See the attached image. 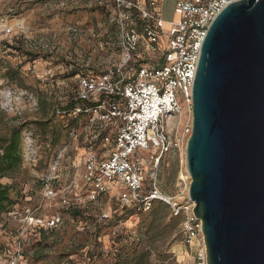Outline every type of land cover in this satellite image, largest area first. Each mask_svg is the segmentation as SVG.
<instances>
[{"label":"rangeland","instance_id":"rangeland-1","mask_svg":"<svg viewBox=\"0 0 264 264\" xmlns=\"http://www.w3.org/2000/svg\"><path fill=\"white\" fill-rule=\"evenodd\" d=\"M175 1L158 0L163 20L174 18ZM117 16L114 0H0V137H7L13 127L21 131L19 166L0 179L9 187L12 200L10 211L0 218V264H9L5 248L12 250L18 234L23 244L15 264H66L68 260L88 264L85 251L93 246L89 232L94 229L90 218L99 213L108 217L100 222L96 237L95 253L100 250L102 255L94 256L92 264H112L121 246L144 245L141 236L150 217L143 211L119 218L123 210L117 188L94 202L85 200L86 138L93 124L88 114L60 110L74 101L78 72L98 74L118 61ZM179 103L181 140L161 157L157 172L160 191L177 197L190 182L185 169L189 137L185 129L192 119L181 99ZM155 153L153 148L136 153L147 175L153 163L149 156ZM46 188L54 194L46 197ZM74 193L80 196L83 211V217L76 219L61 202ZM23 213L63 216V224L49 232L36 258L30 255L37 248L38 231L17 221ZM199 251L200 246L187 245L180 232V236L157 240L150 259L152 264H202Z\"/></svg>","mask_w":264,"mask_h":264},{"label":"built area","instance_id":"built-area-1","mask_svg":"<svg viewBox=\"0 0 264 264\" xmlns=\"http://www.w3.org/2000/svg\"><path fill=\"white\" fill-rule=\"evenodd\" d=\"M238 0H176L174 18L161 17L158 0H114L117 6L118 61L105 71L77 73L73 106L64 112L88 114L93 124L87 136L84 160V197L96 201L117 188L121 205L147 211L154 201L170 207L180 217V232L189 246H200L199 258L206 264L201 220L193 213L188 187L177 196L162 193L157 183L160 159L180 142L181 99L191 116V89L200 57L201 41L216 15ZM139 23L138 28L136 24ZM10 33V28L5 29ZM63 112V111H62ZM190 125L185 133L190 134ZM156 149L149 175L136 159L140 150ZM147 187V188H146ZM54 194L46 188L45 196ZM62 205L79 207L80 196L62 198ZM108 217L99 213L97 218ZM62 215L50 218L23 213L18 222L25 228H57ZM9 264L21 254L23 237L13 240Z\"/></svg>","mask_w":264,"mask_h":264},{"label":"water","instance_id":"water-1","mask_svg":"<svg viewBox=\"0 0 264 264\" xmlns=\"http://www.w3.org/2000/svg\"><path fill=\"white\" fill-rule=\"evenodd\" d=\"M191 100L185 169L206 264H264V0L216 15Z\"/></svg>","mask_w":264,"mask_h":264},{"label":"trees","instance_id":"trees-1","mask_svg":"<svg viewBox=\"0 0 264 264\" xmlns=\"http://www.w3.org/2000/svg\"><path fill=\"white\" fill-rule=\"evenodd\" d=\"M73 103L74 102L71 101L69 104H67L68 107H64L60 110L64 111L70 109L73 106ZM20 133L21 131L19 128L13 127L10 129V132L7 137H0V179L9 176V174L12 173V171L17 169L19 166L21 156ZM11 204L12 200L9 195V187L0 182V218L4 213H8L10 211L9 207ZM121 206L123 212L121 215L122 217L120 216L119 218H126V216H131L133 213L136 212L143 213V211L136 210L134 206ZM66 211L74 219L83 217V211L79 207H67ZM144 214L150 217L149 222L145 223V231L141 236V240L144 245H134L133 247L125 248L121 246L119 250V255L115 257L112 264H152L150 259L151 250L156 241H165L167 239H170L173 234L180 236V217L172 216L170 207L167 204L161 201H154L151 207L147 211H145ZM103 220L104 219L98 220L97 217L90 218V223L94 226V229L93 231L89 232V236L91 237L89 240H92L91 242H93V246L88 247V249L85 251V255L87 256L88 260L91 261L88 264H92L94 256L98 257L102 255L100 254V250L95 253V251L98 249L95 246H97L96 237L98 234V228L100 227V222ZM61 224H63V222ZM34 228L36 231H38L39 238L36 243L37 248L30 255L31 258H36L41 255V252H43V246L48 240L49 232H52L56 229L43 227ZM123 251H125V253ZM165 251L166 250H164L163 253L164 257L167 256V253ZM69 255H71V253ZM66 264L72 263L68 260Z\"/></svg>","mask_w":264,"mask_h":264}]
</instances>
